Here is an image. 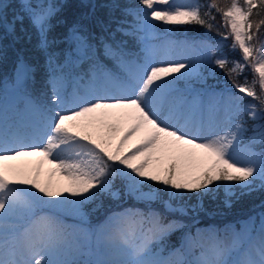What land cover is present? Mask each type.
Listing matches in <instances>:
<instances>
[{"label":"snow or ice","instance_id":"1","mask_svg":"<svg viewBox=\"0 0 264 264\" xmlns=\"http://www.w3.org/2000/svg\"><path fill=\"white\" fill-rule=\"evenodd\" d=\"M19 2L39 35L40 46L46 49L57 6L44 0ZM139 4L145 24L154 21L217 29L220 41H194L191 46L206 52L201 62L222 70L238 95L229 96L224 120L210 122L207 127L213 130L205 134L203 122L190 126L183 104L169 103L174 84L195 72V65L176 60L133 64L126 59L122 41L104 40L101 46L121 68L122 77L100 73L71 93L53 78L49 102L33 105L34 133L21 136L0 129V264H77L62 258L68 252L62 235L49 218L33 219L34 209L45 204H82L100 195L119 197L117 179L125 194L160 202L165 210H172L169 201L182 192L203 195L217 185H227L226 195L233 197L264 190V152L259 154V165L254 158L241 161L234 157L248 131L245 112L252 120L262 121L253 131L264 143V0H229L224 6L218 0L203 4L200 0L181 4L139 0ZM104 6L112 15L97 19L102 32L109 37L126 32L123 17L115 15L121 7L119 0H106ZM214 13L220 15L219 26ZM19 19L22 22L23 17ZM221 27L224 31H219ZM71 34L81 46L88 44L83 25L74 24ZM228 40L227 47L238 52L239 59L223 53ZM246 70L251 71V80ZM241 76L243 82H239ZM245 98L252 102L243 104ZM23 156L39 157V165L11 163ZM45 162L50 166L49 179L42 183ZM52 176L66 183L54 188ZM144 186L150 190L143 191ZM161 193H167L168 200ZM226 203L230 205V199ZM247 219L251 223L242 231L231 233L229 239L216 234L209 246H201L198 257L181 260L154 251L183 227L178 221L165 222L157 212H125L110 221L108 232H102L109 253L116 258L86 264H264V211L255 220Z\"/></svg>","mask_w":264,"mask_h":264},{"label":"trees","instance_id":"2","mask_svg":"<svg viewBox=\"0 0 264 264\" xmlns=\"http://www.w3.org/2000/svg\"><path fill=\"white\" fill-rule=\"evenodd\" d=\"M182 3H190L191 0H179ZM57 6V13L51 21V31L48 34L49 46L45 49L39 44V35L32 26L25 10L21 7L19 0H2V23H0V96L2 95V85L4 82H11L14 69L19 61L28 66V75L22 85V91L28 94L36 104L48 103L53 85L50 81L57 80L62 76L66 78L65 88L69 93L76 86H72L70 77L80 76L82 80L90 76V72L97 68L98 71L106 70L118 76L122 70L116 61L105 54L101 46L106 39L111 42H123L122 49L126 54V59L134 57L142 60L145 56L147 44L152 49L162 46L177 45L180 53H193V65L196 71L190 76L177 80L174 86H191L199 91L207 99L212 107L213 122L217 110H220L222 117H225L229 107V96L238 95L232 88L230 81L222 70L213 64L201 62V57L206 52L191 46L192 43L207 41L215 43L221 40L217 29L208 31L200 25H164L160 22H142L143 30H130L129 32H115L109 37L108 32H102L96 23L97 19L107 18L112 13L105 8L106 0H44ZM206 0H200L205 3ZM229 0H218L221 6L227 4ZM120 9L115 12L116 16H122L124 28L128 29L132 24H138L128 10L135 11L138 16H143V6L139 0H119ZM204 11V9H202ZM215 23L219 26L221 18L216 14ZM23 17V20L19 19ZM259 19V18H257ZM11 25L8 31L5 24ZM74 24L84 26L85 34L88 36V44H85V57L83 59L68 62L67 53H72L77 41L71 32ZM14 26V30H13ZM219 31H224L221 27ZM264 33V28L261 29ZM264 41V35L261 36ZM223 48L230 59H239V53L232 52L227 44ZM220 55V53H217ZM50 57L53 59L50 61ZM70 65H69V64ZM249 80L252 79L250 70L245 73ZM244 77H239V82H243ZM59 83V82H58ZM60 84V83H59ZM61 85V84H60ZM257 90H259L257 86ZM251 98H245L243 104L250 103ZM245 128L248 131L244 134L239 144H245L253 149L259 160V154L264 152V143L253 131L254 125L262 123L260 120H252L247 113H243ZM153 182V187H156ZM227 185H217L210 192L203 195L191 192H182L179 197L169 201L172 210H165L160 202H146L139 197L125 194L123 185L119 179L115 181V188L120 191L119 197L100 195L94 200L85 201L80 205L83 214L88 218V225L97 226L108 214L130 208L140 214H150L152 212L161 213L167 221H178L183 227L177 228L168 236L163 244L155 247L162 248L167 252L178 246L179 241L188 239L194 243L196 233L205 228L211 227L217 233H221L223 228L230 225L235 231L240 230L242 223L248 217L257 219L259 213L264 211V190L255 189L249 194L229 197L226 195ZM143 191H149L148 186H144ZM239 193V189H234ZM163 199L168 200L167 193H161ZM230 199V205L226 200ZM195 245V244H193ZM194 246L191 250L176 248L172 254V259H181L186 254L190 260L199 252ZM185 253V254H183ZM77 264H79L77 262Z\"/></svg>","mask_w":264,"mask_h":264},{"label":"rangeland","instance_id":"3","mask_svg":"<svg viewBox=\"0 0 264 264\" xmlns=\"http://www.w3.org/2000/svg\"><path fill=\"white\" fill-rule=\"evenodd\" d=\"M175 3L181 4L180 1H177ZM0 4H2V0H0ZM128 12L131 13L133 17L135 19H138L140 22V24L138 25H131L132 26L131 30L133 29L141 30L142 29L141 21H143V16H138V14L135 11H132L131 9L128 10ZM5 27L8 31L11 29V25L8 23L5 24ZM176 48L177 49L172 50L169 47H164L162 49H158L155 51L152 50L151 52L148 53V55H146V57L143 60L136 61L134 59H131L130 61H132L133 64H141V65L147 61L159 63V62L168 61V60H176V61L183 62L186 64L193 63V57H195L196 54L180 53L178 47ZM73 52H74L73 61H77L85 56L86 54L85 46L84 45L81 46L80 44L77 43ZM16 69H17V73L15 72ZM189 71H191V69ZM104 72L107 73V71H101L98 73L97 69H95L94 71L91 72L90 77L87 78L86 80H80L79 76L73 77L70 80L73 81V84H72L73 86L83 87L89 84L100 73H104ZM27 73H28V67L22 61H19L14 70L12 82L4 85V92L7 98L15 99L19 97L18 88L24 82L27 76ZM122 76H123V73L119 77H122ZM58 80H59L58 82L62 86H65V84L67 83L65 77L61 76ZM111 94H116V93L112 92ZM173 101L183 104L186 118L189 121L190 126L192 122H195L197 124H199L200 122L204 123L205 134L207 133V131L213 130L207 127L210 122L214 124H220L225 118V117H222L223 115L220 109V110H217V112L215 113V116H214L215 121L213 122L212 121L213 113L211 112V106L209 104V101L204 98L202 99V97L199 94H197V92L194 90H191L188 92L187 98L185 97L179 98V96L172 93L171 96L169 97V103H172ZM32 108H33V105L30 99L25 98L23 100L22 107L12 111L15 114V116H13L14 114L12 113H9L6 111L1 113L0 111V129H2L5 133L15 131V132L20 133L21 136H24L25 134L31 135L37 129V117L35 113L32 111ZM23 142L28 143L30 141L24 140ZM253 153H255V151L245 146L238 145L234 152V157L241 161H247L249 159L254 158L257 162V165H259L258 157L256 156V154H255V157H253L252 156ZM39 160L40 158L37 156H33V157L23 156V157H19L15 161H11V163L26 165L28 167L35 168L39 165ZM49 167L50 166L46 162L43 164L42 175L40 177L42 183L49 179L48 174H47ZM51 183H52V186L56 188V187H62L66 182L63 181L59 176H52ZM56 199H59V198H56ZM38 209L47 210L46 212H42L39 215V217L49 218L51 221L52 227L55 228L63 237L65 246L68 249V252H67V255L62 258L68 259L71 253L76 252V254H79V253L84 254L85 255L84 259L86 260L87 258H91V261L116 258L114 255L109 253V244L107 240L102 236V232H108L110 230V221H112L111 219H113L114 217H117L125 212H136L133 209L127 208V209H123L117 212L110 213L101 221V223L94 230L93 234L90 236L89 231L86 229V227H83L77 223V220L82 215V212L79 209V204H75V205L73 204H66V205L65 204H59V205L45 204V205L39 206L38 208L34 210H38ZM65 217L69 218V220L71 221L63 220V218ZM62 221L65 222L63 227L60 224V222ZM250 223L251 222L248 220L244 221L242 223L240 231H242L244 227L250 225ZM64 227H66L67 229H65ZM233 232L235 231L230 227V225H227L223 228L222 232L219 235L222 239H229L230 234ZM216 234L217 233L215 232L213 228L211 227L205 228L204 230H201L198 233H196L194 243L190 240L186 241L185 243L186 249L191 250L194 246H196L201 251V246H204V247L209 246V244L212 241V238ZM154 251L158 255H161L164 258H169V255L164 254L161 248L159 247L154 248ZM200 251L196 255V257L200 255Z\"/></svg>","mask_w":264,"mask_h":264},{"label":"bare ground","instance_id":"4","mask_svg":"<svg viewBox=\"0 0 264 264\" xmlns=\"http://www.w3.org/2000/svg\"><path fill=\"white\" fill-rule=\"evenodd\" d=\"M16 73H17V69H16V71H15ZM187 98V97H186ZM28 157H33V156H28ZM111 217V216H110ZM110 217H108V218H110ZM111 220H113V219H111Z\"/></svg>","mask_w":264,"mask_h":264}]
</instances>
